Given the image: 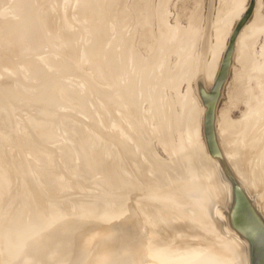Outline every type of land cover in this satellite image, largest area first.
I'll use <instances>...</instances> for the list:
<instances>
[{"label":"rangeland","instance_id":"rangeland-1","mask_svg":"<svg viewBox=\"0 0 264 264\" xmlns=\"http://www.w3.org/2000/svg\"><path fill=\"white\" fill-rule=\"evenodd\" d=\"M116 1L117 0H112V2H108V0L33 1V5H35L39 17V19H36L39 23V27L46 24L44 19L47 17L52 20L51 22L56 28L62 30L63 33L71 38L72 43L70 49L72 52L69 53L67 49L62 48L59 45L57 38L52 34L53 31L50 30V33L46 35V44H41L29 50L15 52L4 42L5 30L0 24V83L9 79L10 81L13 80L14 84H35L37 78L32 72L30 66L32 65L31 62H36L40 67H43L46 70V76L55 74L57 77L59 76L60 80L63 78L62 81L68 88L71 90H77L78 94L83 97L86 96L83 98L86 99L85 104L86 102H88V106L90 104L89 109L80 112L64 105L57 107V110L53 115H60L59 117L62 119L60 118L61 121L59 119L60 124L58 126L53 127V137L47 145L49 144L52 150L54 149L52 146H56L55 150L57 151L53 152L59 153H57L58 156H56L59 161H57L58 166L55 165V153L52 151L50 153L51 160L47 167L43 163L45 162V157H43L42 161H39L43 163L41 166H44V168L39 167L44 170L46 168L47 170L44 171L46 172L45 175L39 174V176L42 175L41 178L43 181H39L40 184L42 185V183L48 181L44 179L47 174H55L56 178L52 179L53 181L51 180V182L55 183H53L54 187H49L52 186L49 182H47L46 185L43 184L44 187L47 186L46 188L39 185V187L46 189L44 190L41 188V196L42 198L45 197V199L42 200L45 201H41L37 204V207L34 210L39 211L44 207L43 205L45 202H49L51 204L45 210L47 212L52 209V212H47L45 218L39 222H36L37 220L35 219H31L29 224L32 225L31 227H33V229L30 231V234L26 235V241L24 243L25 246L33 251V259H41L43 264H73L78 261V258L82 259L84 254L82 250L83 237H85L86 233L88 234V232H91L95 227L99 226L100 223H103L105 217H108V215L117 209L120 204H123L128 208L138 207V211L141 208H144L143 202H145V205L147 206H145L146 210L149 207V205H147L148 203H154L157 207H159V204H168L166 206H170L171 208L170 211H166L168 216L173 213L172 207H178L177 209L175 208L176 210L183 208L185 212L184 214H181L183 212H181L182 210L180 209L181 211L174 212L170 218L166 216V218H169V220L171 219L172 222H166L167 219L164 218L165 216L163 212H165V209L167 208L163 205L162 206L165 208H163L164 210L161 206V208L159 207L160 209L157 208L160 212L152 207L154 204H150L149 208H154L155 212L153 211V213L159 214V216L163 211V217H158L156 214H154L156 216H151L150 214L153 213L148 214L144 209L142 212L141 210L139 212L136 211V214L140 217L143 216L148 218L150 215L151 217H158L160 221H162L161 218H163L161 224L159 222L158 225V222H156V220L158 221V218L153 217L156 220L151 219V222L154 221V223H156L155 225L152 222L157 233H159L160 229L165 226V222L169 223L170 227L168 224H165L167 228L169 227L170 229L172 225H174L175 229L180 225L179 230L176 229V231L178 230L176 233H174L175 229H171L173 232L170 230L172 234L174 233V237H172V234L170 233L169 240L171 242H173L174 239L176 240L175 237H184L185 235H188L183 234L185 231L182 229L184 228V221L182 222V225L180 221L176 227L178 221H174L176 220L173 219L174 216L176 218H180L179 216H181V220H187L188 225L186 228L188 229H190L189 227H194L193 224L197 219L195 222L197 225H195L193 229H196V233L198 230L206 231L205 217L206 215L208 216V210L211 209L210 203L214 201L212 199H215V196H217L214 195V191L217 188L214 185V182H210L212 177L210 178L209 175V178L207 179V176H205L206 174H209L206 173L207 170H209V162L207 156L204 155L202 150L203 142L200 138L203 106L196 95V81H202L204 86L210 85L213 82L222 59L224 47L227 45L229 34L233 30L236 21L245 8L240 15H236V13L232 14L228 12L229 2L232 3L231 0H121L119 1L120 3H118L120 7H116L117 10L115 9V11L112 12V7H114L113 5ZM224 1L227 3L225 4ZM247 2L248 0H245V7ZM133 4L134 6H132ZM135 5L137 8L136 10L133 9V7L135 8ZM2 7L9 9V0H1L0 9ZM254 10L245 23L250 22L255 18L258 25L255 23L256 25H254L248 35L244 37V42L241 48H236V43L234 45L232 66L229 75L224 82L216 106L215 129L216 120L221 122L225 120L234 121L240 119L242 115H247V126L250 122L249 127H253L251 131L256 132L262 130V133L264 134V71L262 70V67H264V0H256ZM8 13L5 16V19H11L16 16L15 12ZM164 23L166 24L164 25ZM191 26L194 28L191 29ZM144 27L147 29L145 30ZM140 31L142 32V35L140 34ZM145 31L147 33H145ZM192 32L194 34H192ZM9 34V32H6L7 36H9ZM13 35L15 34L13 33ZM138 36L140 38H138ZM169 38H171V40ZM161 40L168 46V49L170 48V50L165 49L166 45L162 44ZM217 43L219 47L215 50L214 46L217 45ZM144 47L146 48L143 49ZM100 50H103L104 57L110 61V65L113 67L112 75L108 78H104L96 68L97 63L99 62H97L99 58L96 57V55ZM52 60L69 64V67L67 68L70 71L66 75H63L64 77L58 73H54L55 68L50 65V61ZM241 61L245 63L243 64ZM259 63H262L261 69ZM254 64L256 65L254 66ZM243 65L245 67L247 65L248 68L246 67L245 69ZM207 71L209 72L208 77H206ZM114 78L117 80L115 82L111 81V79ZM88 96L89 98H87ZM90 98L93 99V103L89 102L91 100H87ZM111 98L112 102H110ZM186 102L187 104H185ZM94 103H96L98 107L97 109ZM20 106L21 107L17 106V109L15 108L16 111H14V113L16 114L13 113V116L16 115L14 119L18 117L16 118V121L23 118V116L19 115L28 113V110L30 109L28 108L26 111V107H28L27 105ZM20 108L24 109L19 111ZM37 108H40L39 104L34 105V109ZM8 109L9 108H7L5 104L0 102V114H6ZM32 109L33 108L30 109L31 116L34 114L32 112L34 109ZM68 111L70 113L72 111L74 112L71 113L72 116H69L70 113ZM75 111H77V113ZM92 112H94V115L97 113L94 117H98L99 120L97 119V121H100L99 123L97 121L93 122L96 118H93V115L91 116V114H93ZM254 112L258 113H256L257 116ZM88 113L94 120L88 118L89 116L87 117ZM77 114L81 116V118H78L83 122L78 120ZM85 114L86 117L84 116ZM172 114L174 115L173 118ZM26 116L30 115H25L24 118H30H27ZM20 117L22 118L20 119ZM130 120L134 121L132 122ZM184 120L187 121L185 122ZM10 121H12V118H10ZM25 121V119L23 122L19 121L25 124H22V127L27 128V126H29L28 129H24V131L31 130L30 128L32 126L28 124L30 120H27V123H25ZM252 121H254V123L251 125ZM31 122H35V120L33 119ZM90 122H93L94 124L97 122L99 125H95L99 126L98 130L94 124L95 128L93 127V131L91 126H86L91 125ZM21 123L19 124L20 126ZM164 123L167 124L165 125ZM74 126L76 129H74ZM80 127H82V129ZM86 129L89 133H93L92 138L88 137L87 132L85 131ZM17 130H20V134H27V132L23 133L24 131L22 128H17ZM30 132L28 133L30 134ZM17 134H19V132ZM17 134H14L17 139H11L14 140V143L6 138V140H2L3 143L1 141V144H4V146L10 149V156L13 157H10L11 159H18V162L21 163L23 161L25 163V157L20 156L21 154L18 151L19 144H25H23L22 141L25 137L21 138L24 135H19L20 138H18ZM167 134L169 135L168 137ZM169 138L171 140H169ZM224 138L225 141L223 145H226V136H224ZM167 139L169 140V143L167 142ZM120 140L123 142L126 141L127 145H125V147L130 148L131 152L126 148V153L130 152L129 155H131L129 156V160H125L127 154L123 151L124 149L122 147L121 149L119 147V145L124 147V144H119ZM37 145L38 144H36V146ZM40 145H42V142ZM28 146L31 147V144ZM28 146L26 145L24 147ZM34 146L35 145L32 147ZM49 146L46 147L49 149ZM97 150H100L101 154ZM32 152L30 151L31 154L29 155L35 153V151ZM124 153L126 155H124ZM29 155H27L28 157L26 156V159L33 160L30 158L32 156L29 157ZM94 155H96L98 159L90 162L89 160L94 157ZM21 157H24L22 161H20ZM53 157L55 160H53ZM134 157L136 158L134 159ZM121 158L124 159L120 160ZM130 159L133 160V162L130 161ZM253 160L256 159L253 158ZM128 161L130 163L132 162L130 165V167H132L130 169L128 168L129 166L125 168L126 165L130 164ZM60 162L62 165L64 163V167L59 165ZM126 162L128 164H126ZM20 163L17 164L19 167ZM37 164L35 163L36 166ZM104 166L111 167L112 169L115 168L116 170V173H113L114 176L110 180H108L109 175L102 170L104 169ZM13 167L11 170L16 169V167ZM39 167L37 166L38 172L41 170ZM199 167L201 168L200 170ZM133 168H136L134 170L139 171L138 173L143 176L142 178L147 176L145 178L148 180V177H152L151 179L155 181L153 183H157V185L154 184L152 185L153 188H151V182H145V178L141 179L143 180L141 182L140 174L138 175L139 177H136L137 171H134ZM176 169H178V174L179 172L182 173H180L181 176L178 175V178L174 175ZM167 170L170 171V173L167 172ZM37 171L35 173L36 175L38 174ZM65 171L69 174H64ZM42 172L43 170L39 173ZM14 173L15 172H13V174ZM148 173H152L153 175H147ZM204 173L206 174L204 175ZM13 174L10 173V175ZM15 174L16 177L12 176L11 178L15 177L16 180H19L20 177L18 176L20 173ZM252 175L254 174L252 173ZM41 178L39 177L40 180ZM15 179L13 178V180ZM20 181L19 184L20 186L23 185L21 186L23 188L18 186V189H15V192L14 189L9 188V186L11 187L14 185L13 187L17 188L18 184H14V181L9 182L6 191L1 195L2 198L7 196V201L5 200L6 203H4V201H2L3 199L0 198V204L4 203L0 206V227L3 226L6 228L5 224H8V219L11 217V213L13 214L15 212L14 216H16V212H18L19 215L23 214L26 207L22 203L23 196H26V198L33 197V189L31 188L33 186H30V190L32 191L29 192L30 190L28 191V187H26L27 184L26 186L24 185V180L21 179ZM29 184L32 185V183ZM200 186L205 192L204 196L198 193L201 191ZM20 188L24 190L21 191ZM47 188L49 189L47 190ZM50 188H52L51 190H53V192H50ZM73 189L75 190L72 191ZM8 190H13L14 192ZM23 191L25 193L20 195ZM26 191L29 193L26 194ZM43 191L46 192L44 195H42L44 193ZM10 192L12 193L10 194ZM64 192L67 193L65 194ZM60 193L62 194L60 195ZM12 194L15 195H13V197L8 196ZM19 195L21 197H19V202L17 204V201L15 202V200H18V197L16 196ZM74 195L77 196L78 201L73 197ZM78 195H80V197H85V199L82 198V200ZM50 196L57 199L53 200ZM219 196L221 197V194H219ZM57 200H59V203L54 202ZM62 200H69L71 203L66 204L68 203L67 201L65 204L63 202L62 205ZM13 202H15V204ZM67 205L70 208H66L68 207ZM157 211L159 213H157ZM175 214H178L179 216H176ZM203 217L204 219H202ZM200 218L202 220H198ZM189 221L190 224L193 223V226H189ZM200 221H202V224ZM198 224H201V226ZM185 225L186 223L184 226ZM157 226L158 228H161L158 229ZM179 231H183L182 234L179 233ZM199 231L198 234H196V238L199 235L198 239H196L198 241L200 240L201 234ZM166 232L167 231L163 230L164 234ZM188 232L189 231L186 233ZM190 232L193 231L190 229ZM161 233L162 232L159 233L160 236L159 234L156 235V238L158 239L157 245L160 249L158 250L159 254L167 255L174 259L182 258L180 255H174L180 246V242L178 243L179 237L177 242H174V245L176 244L174 246L170 244L171 242L168 240L167 234H165V237L167 238L166 240V238L162 236L163 233ZM14 236L15 233H9L0 240V264H11L13 260H17L18 256L16 255V247L10 243L6 245V241L12 239ZM188 236H191L190 233ZM189 237L186 236V242L189 241ZM194 237L195 234L193 235V239ZM181 239L184 242L183 238ZM165 241H169L170 243H166ZM179 241L181 240L179 239ZM27 242L28 244H26ZM189 242H191L192 246L195 245L194 242ZM197 242L195 241V243ZM185 245L188 246L187 244ZM189 247V250L186 252H189L194 248V246L191 248ZM67 250H71V252H68L66 255L64 254V256L63 253ZM30 262H32L31 257L27 259V263Z\"/></svg>","mask_w":264,"mask_h":264},{"label":"bare ground","instance_id":"bare-ground-1","mask_svg":"<svg viewBox=\"0 0 264 264\" xmlns=\"http://www.w3.org/2000/svg\"><path fill=\"white\" fill-rule=\"evenodd\" d=\"M1 1V0H0ZM33 1L35 2V0H9V9H7V8H4V7H2L1 9H0V24H1V26H3V28H4V30H5V36H4V42L5 43H7V45L8 46H10V48H12V50L13 51H15V52H20V51H24V50H29V49H32V48H34V47H37V46H39V45H41V44H46L47 43V39H46V35L48 34V33H50L49 32V30L50 31H53L52 32V34L54 35V37L55 38H57V42L59 43V45L62 47V48H64V49H67L68 50V53L69 52H72V50L70 49V47H71V43H72V41H71V38L69 37V36H67L65 33H63V31L62 30H59L58 28H56L55 27V25L51 22L52 20H50V19H48L47 17H45V25H42V26H40L39 27V23H38V21L36 20V19H39V17H38V15H37V11H36V8H35V5H33ZM119 1H121V0H117L115 3H114V7H112V12H114L115 11V9H116V7H120L119 6V4L118 3H120ZM108 2H112V0H108ZM108 2H107V4H108ZM133 2V1H132ZM201 2V1H200ZM100 3V2H99ZM138 3V2H137ZM224 3L226 4L227 2H225L224 1ZM135 4V3H134ZM134 4L132 5V6H134ZM139 5V4H138ZM137 5V6H138ZM8 6V5H7ZM152 6V5H151ZM224 6V5H223ZM195 7V6H194ZM122 9V8H121ZM133 9H137L136 8V5H135V8L133 7ZM117 10V9H116ZM134 10V11H135ZM151 10V9H150ZM8 12H15V14H16V16L15 17H13V18H11V19H5V16H6V14L8 13ZM117 12V11H116ZM140 12V11H139ZM150 13H152V12H150ZM9 14V13H8ZM120 14H121V12H120ZM137 14V13H136ZM191 14V13H190ZM14 15V14H13ZM123 16V15H122ZM122 16H121V18H122ZM159 16H160V14H159ZM8 17V16H7ZM198 17V16H197ZM119 18V17H118ZM152 18V17H151ZM150 18V19H151ZM160 18H162V17H160ZM200 18V17H199ZM36 20V21H35ZM147 20V19H146ZM162 20V19H161ZM261 20V19H260ZM152 21V20H151ZM177 21V20H176ZM186 21V20H185ZM255 22H253V25H251L250 27H249V31L248 32H250V30H252V27L254 26V25H256L255 23H257V21L256 20H254ZM50 22H51V24H50ZM162 22V21H161ZM164 22V21H163ZM197 22V21H196ZM134 23V22H133ZM132 23V24H133ZM139 23H140V21H139ZM151 23V22H150ZM166 23H164V25H165ZM198 24V23H197ZM193 25V24H192ZM196 25V24H195ZM194 25V26H195ZM257 25H258V23H257ZM259 26H261V25H259ZM172 28V27H171ZM171 28H169V29H171ZM192 28H194L193 26H191V29ZM144 29L146 30L147 28H145L144 27ZM173 29H174V27H173ZM133 30V29H132ZM142 30V29H141ZM168 30V29H167ZM176 30H178V29H176ZM148 31V30H147ZM172 31V30H171ZM191 31H194V30H191ZM6 32H9L10 34H9V36H7L6 35ZM141 32V31H140ZM154 32V31H153ZM13 33L15 34V35H13ZM138 33V32H137ZM144 33V32H143ZM145 33H147L146 31H145ZM164 33V32H163ZM162 33V34H163ZM188 33V32H187ZM186 33V34H187ZM141 35H142V32L140 33ZM154 34V33H153ZM192 34H194L193 32H192ZM191 34V35H192ZM146 35V34H145ZM144 35V36H145ZM161 35V34H160ZM167 35V34H166ZM248 34H246V36H247ZM163 36V35H162ZM156 37V36H155ZM171 37V36H170ZM190 37V36H189ZM192 37V36H191ZM138 38H140L139 36H138ZM154 38V37H153ZM162 38V37H161ZM164 38H165V36H164ZM142 39V38H141ZM160 39V38H159ZM170 40H171V38H169ZM169 39H167V40H169ZM150 40V39H149ZM186 40V39H185ZM141 41V40H140ZM159 41V40H158ZM162 41V40H161ZM193 41V40H192ZM145 42V41H144ZM176 42V41H175ZM182 42V41H181ZM187 42V41H186ZM176 43H178V42H176ZM183 43H185V42H183ZM190 43V42H189ZM141 44V43H140ZM162 44H164L163 43V41H162ZM167 44H168V42H167ZM182 44V43H181ZM164 45H166V44H164ZM163 45V46H164ZM188 45V44H187ZM196 45V44H195ZM146 46V45H145ZM159 46H160V44H159ZM171 46V45H170ZM187 47V46H186ZM192 47V46H191ZM216 47H218V43H217V45H216ZM146 47H144L143 49H145ZM150 49V48H149ZM148 49V50H149ZM165 49H168V46L166 45V48ZM176 49V48H175ZM182 49V48H181ZM192 49V48H191ZM168 50H170V48L168 49ZM190 50V49H189ZM158 51V50H157ZM163 51H164V49H163ZM184 51V50H183ZM191 51V50H190ZM146 52V51H145ZM169 52V51H168ZM182 52V51H181ZM144 53V52H143ZM147 53V52H146ZM178 53V52H177ZM151 54V53H150ZM157 54V53H156ZM164 54V53H163ZM168 54V53H167ZM155 55V54H154ZM178 55V54H177ZM164 56V55H163ZM264 56V55H263ZM96 57H98L99 59L97 60V66H96V68H97V70H99V72H100V74L101 75H103L104 76V78L105 77H110V75H112V72H113V67L110 65V61L109 60H107L105 57H104V55H103V50H100L99 51V53L96 55ZM193 58V57H192ZM155 59V58H154ZM252 60H253V58H252ZM263 60H264V57H263ZM166 62V61H165ZM178 62V61H177ZM242 63H243V61H241ZM32 63V62H31ZM245 63V62H244ZM243 63V64H244ZM257 63V62H256ZM37 64V63H36ZM166 64V63H165ZM258 64V63H257ZM260 64V63H259ZM262 64V63H261ZM259 65L260 66V69H261V66L262 65ZM263 64H264V61H263ZM50 65H52V67L54 66V68H55V71H54V73H58L59 75H66L70 70L67 68V67H69V64H65V62H58V61H50ZM256 64H254V66H255ZM170 66V65H169ZM178 66V65H177ZM244 66V65H243ZM165 67V66H164ZM245 67V66H244ZM246 67H247V65H246ZM246 67H245V69H246ZM33 68H37V71L36 72H33L34 73V75L37 77V83H35V84H25V87H24V90H25V95L23 96V98H22V100L20 101V104L18 105V99H17V96H14L13 97V99H12V105H11V99L10 98H8V97H5V98H1L2 96H1V90H0V102H2L3 104H5L6 106H7V108H9L6 112V114H0V198H2L1 197V195L6 191V189H7V185L9 184V182H13L14 184H18L17 185V188H14L13 186V184H10V185H13V186H9V188H13L14 189V191H15V189H18V186H20V180L21 179H23L24 180V185L26 186V184H27V186L26 187H28V191L32 188L33 189V197H31V198H26V196H23L22 197V203L26 206L25 207V210L23 211V214H21V215H19L18 214V212H16V216H14V213L12 214L11 213V217L8 219V224H5L6 225V228L5 227H3V226H1L0 227V240H2L3 239V237H5V236H7L9 233H15V236L12 238V239H10V240H8V241H6V245L8 244V243H10V244H12V245H14L15 247H16V252H17V256H18V258H17V260L16 261H12V263L11 264H43L42 263V260L41 259H36V260H34L33 259V256H34V253H33V251L31 250V249H29L27 246H25V241H26V239H25V237H26V235L27 234H30V231L33 229V227H31L32 225L31 224H29L30 223V221H31V219H35V220H37L36 222H39L40 220H42L43 218H45V216H46V214H47V212H52V209H50L49 211H47L46 212V208H48L49 206H50V204L51 203H49V202H43L44 203V207L42 208V209H40L39 211H37V210H34L36 207H37V204H39L41 201H45V200H42V199H45V197L44 198H42V196H41V188L42 187H44V185L43 184H45L46 185V183L47 182H49V184H51L52 186H49V187H54L53 186V183L54 182H51V180L52 179H55L56 177H55V174H47L46 175V177L45 176H43V177H45L44 179L45 180H48L47 182H45V183H42V185L40 184V182L42 181V178H41V176L42 175H40L39 176V174H43V175H45L46 174V172H44L45 170H46V168H45V170L44 169H41V168H44V166L42 167L41 166V164H43L44 163V165L47 167L48 165H49V161L51 160V156H50V153H51V151L53 152V151H57V150H55L56 149V146H52V147H54V149L52 150L51 148H50V146H49V144L47 145V143L48 142H50V140H52V137H53V127H56V126H58L60 123H59V119L61 118V117H59L60 115H56V116H54L53 114L56 112V110H57V107H59L60 105H64V106H67V107H69L70 109H74V110H78L79 112L80 111H85L86 109H89L90 107V104H89V106H88V102H86V104H85V100L86 99H83V98H85V97H83L82 95H79L78 94V91L77 90H71L70 88H68L64 83H63V81H62V79L63 78H61V80H60V78H59V76L57 77L55 74L54 75H51V76H46L45 75V69L43 68V67H40V65L39 64H37V67H33ZM163 68V67H162ZM248 68V67H247ZM263 69V71H264V67H262ZM169 69V68H168ZM242 69H243V67H242ZM244 69V70H245ZM166 70V69H165ZM167 71V70H166ZM240 71H242V70H240ZM246 71V70H245ZM244 71V72H245ZM163 72V71H162ZM161 74V73H160ZM245 74V73H244ZM163 76V75H162ZM64 77V76H63ZM117 80V79H116ZM115 80V78L114 79H111V81H116ZM14 90H17V87H14ZM36 92H39V93H36ZM141 94V93H140ZM190 97V96H189ZM87 98H89V96L87 97ZM186 99V98H185ZM87 100H91V101H89V102H92L93 103V99L92 98H90V99H87ZM173 101V100H172ZM188 101V100H187ZM95 102V101H94ZM110 102H112V98L110 99ZM190 102V101H189ZM159 103V102H158ZM164 103V102H163ZM40 105V108H37V109H34V105ZM165 104V103H164ZM185 104H187V102L185 103ZM184 104V105H185ZM20 105H27L28 107H26V111H27V109L28 108H33L34 109V111H32L34 114L33 115H35V116H31V112H30V109L28 110V113H24V115H22L21 113H19V114H21V115H19V116H23V118L22 117H20V119L21 120H19V121H22L23 122V120L25 119L26 121L28 120H30L29 121V125L30 126H32L30 129L31 130H29V131H24V129H28V127L29 126H27V128L25 127H22L23 125L22 124H24V123H21V122H19V121H16L17 119L16 118H18V117H16L15 119H14V117L16 116H13V113H14V111H16V107L18 106V107H21ZM86 105H87V107H86ZM94 105H96V103H94ZM172 105V104H171ZM189 105H190V103H189ZM153 106V105H152ZM183 106V105H182ZM24 107V106H23ZM16 108V109H15ZM36 108V107H35ZM98 107H97V105H96V109H97ZM183 108V107H182ZM200 108V107H199ZM22 108H20L19 109V111L21 110ZM24 109V108H23ZM22 109V110H23ZM32 109V110H33ZM151 109V108H150ZM185 109V108H184ZM183 109V110H184ZM21 110V111H22ZM68 110V109H67ZM136 110H138V109H136ZM182 110V109H181ZM224 110V109H223ZM18 111V112H19ZM25 111V112H26ZM69 111H71V110H69ZM68 111V112H69ZM90 111V110H89ZM187 111H188V108H187ZM76 113H77V111H75ZM153 112V111H152ZM185 112V111H184ZM23 113V112H22ZM57 113H59V112H57ZM70 113V112H69ZM71 113H74L73 111L71 112ZM70 113V115L69 116H72V114ZM89 113H91V112H89ZM88 113V115H87V117L90 115ZM93 114H91V116L93 115V118H96V117H94V116H96V114L94 115V112H92ZM255 113V112H254ZM257 113V112H256ZM256 113H255V115H256ZM14 114H16V113H14ZM66 114V113H65ZM81 114V113H80ZM258 114V113H257ZM25 115H30V116H26L27 118H29V119H26V118H24L25 117ZM78 115V114H77ZM82 115V114H81ZM157 115H158V113H157ZM183 115V114H182ZM251 115V114H250ZM11 116V117H10ZM18 116V115H17ZM66 117H68L67 115H65ZM85 117H86V114L84 115ZM83 116V117H84ZM91 116H89L88 118H90V119H92L91 118ZM161 116V115H160ZM173 114H172V118H173ZM186 116V115H185ZM257 116V115H256ZM12 118V121H10V118ZM32 117V118H31ZM74 117V116H73ZM78 117H80L81 118V116L80 115H78L77 116V118ZM128 117H130V116H128ZM198 117V116H197ZM254 117V116H253ZM8 118H9V120H8ZM80 118H78V120L80 119ZM106 118V117H105ZM131 118V117H130ZM161 118H163V117H161ZM171 118V119H172ZM186 118V117H185ZM35 120V122H31L32 120ZM62 119V118H61ZM61 119H60V121H61ZM97 119H98V117L96 118V120H94V119H92V120H94L93 122H95V121H97ZM158 119V118H157ZM164 119V118H163ZM162 119V120H163ZM179 119V118H178ZM187 119V118H186ZM75 120H77V119H75ZM88 120V119H87ZM99 120V119H98ZM160 120V119H159ZM158 120V121H159ZM174 120V119H173ZM25 121V123H27ZM80 122L82 121V120H79ZM86 121V120H85ZM130 121H132V120H130ZM134 121V120H133ZM132 121V122H133ZM161 121V120H160ZM165 121V120H164ZM163 121V122H164ZM182 121V120H181ZM185 121V120H184ZM187 121V120H186ZM185 121V122H186ZM62 122H63V120H62ZM83 122V121H82ZM93 122H90V124L91 125H86V126H91V129H92V131H93V127H94V125L95 124H98L97 122L94 124ZM167 122V121H166ZM247 122L248 121H245V125H246V128H245V130H244V133H245V135H246V138L248 139V141H247V143H246V147H245V149H246V151H247V149H251V147L252 146H254L255 144H257V146L256 147H258L259 149H261V157L257 154V155H255V156H253V155H250V156H247V153H241V151H240V149H241V145L238 143H235L234 144V146L232 147V148H229V147H226L225 145H223V143H224V141H225V138H224V135H225V133H226V129L229 127V125H230V123L227 121V120H225V121H223V122H221V121H217L216 120V124L218 123V127L216 126V134H217V139H218V144H219V147H220V149H221V151L223 152V150H224V153L226 154V156H228L231 160H232V162L237 166V167H239L240 169H247L248 167L250 168V167H254V168H257L258 166H260V168H262V167H264V134L262 133V130L261 131H257V132H254V131H251V129L253 128H250L249 127V124H250V122L248 123V126H247ZM21 123V126L19 125ZM34 124V125H32V124ZM119 123V122H118ZM158 123V122H157ZM179 123V122H178ZM86 124V123H85ZM89 124V123H88ZM94 124V125H93ZM165 124V123H164ZM167 124V123H166ZM165 124V125H166ZM181 124V123H180ZM253 124V122L251 123V125ZM25 125V124H24ZM69 125V124H68ZM99 125V124H98ZM136 125V124H135ZM184 125H185V123H184ZM76 126V125H75ZM75 126H74V129H76L75 128ZM79 126V125H78ZM95 127H96V129L98 130V127L99 126H97V125H95ZM94 127V128H95ZM170 127H171V125H170ZM187 127V126H186ZM249 127V128H248ZM17 128H19V129H23V133H25V132H27V134H20V130H17ZM78 128V127H77ZM81 129H82V127H80ZM79 128V129H80ZM88 128V127H87ZM159 128V127H158ZM167 128V127H166ZM84 129V128H83ZM95 129V130H96ZM156 129V128H155ZM162 129V128H161ZM171 129V128H170ZM15 130H17L16 132H14ZM173 130H174V128H173ZM31 131V132H30ZM86 132H87V135H88V137L89 138H92V135H93V133L91 132V133H89V131H87V129L85 130ZM158 131V130H157ZM162 131V130H161ZM19 132V134H17ZM22 132V131H21ZM28 132H30V134L28 133ZM85 132V133H86ZM95 132H97V131H95ZM155 132V131H154ZM128 133V132H127ZM14 134H17L18 135V138H20V136L21 135H24V136H22L21 138H23V137H25V139L23 140L22 139V141H23V144L25 143L27 146L29 145V144H31V147L33 146V145H35L34 147H24V146H26L25 144L24 145H21V143L19 144V146H18V151H19V153L21 154L20 156H24L23 158L26 160H24L25 161V163L22 161V157L20 158L21 160L20 161H22L21 163L20 162H18V159H11L10 157H12V156H10L11 154H10V149L9 148H7L6 146H4V144L2 145L1 144V141L3 140H6V138L7 139H9V140H11L12 138L13 139H17V138H15V136H14ZM151 134V133H150ZM152 134H153V132H152ZM224 134V135H223ZM263 134V135H262ZM17 135H16V137H17ZM20 135V136H19ZM149 135V134H148ZM165 135H166V132H165ZM169 135L167 134V137H168ZM140 137V136H139ZM151 137V136H150ZM118 139V138H117ZM116 139V140H117ZM171 139H172V137H171ZM170 138H169V140H171ZM19 140V139H18ZM86 140V139H85ZM122 140V139H121ZM119 141V144H124V147H125V145H127L126 144V141ZM142 140V139H141ZM168 139H167V142L169 141ZM3 141H2V143H3ZM39 142V143H37V142ZM92 141H93V139H92ZM95 141V140H94ZM159 141V140H158ZM11 142L12 143H14V140H11ZM42 142V145H40V143ZM44 142V143H43ZM122 142V143H121ZM161 143V142H160ZM169 143V142H168ZM33 144V145H32ZM36 144H38L37 146H36ZM171 145V144H170ZM46 146H49V149L46 147ZM119 147H120V149H121V147L124 149L123 151H125V153H126V151H127V149L126 148H128L129 149V151H130V148L129 147H123V146H120L119 145ZM172 147V146H171ZM222 147H223V150H222ZM51 149V150H50ZM92 149V148H91ZM35 151V153L33 154V155H29V154H31L30 153V151L32 152V151ZM33 151V152H34ZM37 151V152H36ZM63 151V150H62ZM97 151H99V153H100V150H97ZM122 151V150H121ZM245 151V150H244ZM29 152V153H28ZM32 152V153H33ZM131 152V151H130ZM129 152V153H130ZM26 153V154H25ZM53 153H55V152H53ZM58 153V152H57ZM57 153H55V156H54V154H53V156L56 158V156H58V154ZM61 153V152H60ZM94 153V152H93ZM124 153V155H126L127 154V158L125 159V160H129V156H131V155H129V153L127 152L126 154ZM133 153V152H132ZM96 154V153H95ZM101 154V153H100ZM122 154V153H121ZM134 154V153H133ZM132 154V155H133ZM196 154V153H195ZM27 155H29V157L30 156H32V157H30L31 159H33V160H30V159H26V156ZM124 155H122V156H124ZM155 155V154H154ZM119 156H120V154H119ZM135 156V155H134ZM28 157V156H27ZM43 157H45V162H39V161H42L43 160ZM54 157H53V160H55L54 159ZM180 157V156H179ZM13 158V157H12ZM62 158H63V156H62ZM136 157H134V159H135ZM149 158V157H148ZM177 158V157H176ZM206 158V157H205ZM253 158H255L256 160H253ZM95 159H98V157H96V155H94V157H92L89 161L91 162L92 160H95ZM124 159V158H123ZM122 158L120 159V160H123ZM30 160V161H29ZM60 160V159H59ZM116 160V159H115ZM120 160H119V162H120ZM208 160V159H207ZM29 161V162H28ZM33 161V162H32ZM56 164L55 165H57L58 163H57V161H58V159L56 158ZM102 161V160H101ZM112 161H114V160H112ZM130 161H132L133 162V160H131L130 159ZM135 161V160H134ZM18 162V163H17ZM59 162V161H58ZM129 162V161H128ZM132 162L130 163V164H128L127 162H126V164H128V165H126V164H124V165H126V167L125 168H127L128 166V168L130 169L131 167H130V165L132 164ZM208 162H209V166H208V168H209V170H207V172L206 173H209L208 175L206 174V173H204V175L205 176H207V179L209 178L208 176L209 175H211L210 176V178L212 177V180L210 181V182H215V178L214 177H216V175L214 174V170L212 169L213 167H212V164H211V162L208 160ZM19 164L20 163V167L17 165V164ZM35 163L37 164V166L41 169V170H39V172L40 171H42L43 170V172L42 173H39L37 170V166L35 165ZM86 163H88V162H86ZM102 163V162H101ZM137 163V162H136ZM136 163H135V165H136ZM40 164V165H39ZM15 166V165H17V166H15L16 167V169H12L11 170V168L13 167V166ZM59 165H62L61 164V162L59 163ZM63 165H64V163H63ZM62 165V166H63ZM143 165V164H142ZM147 165V164H146ZM58 166V165H57ZM89 166V165H88ZM90 166H91V163H90ZM201 166V165H200ZM15 167H13V168H15ZM34 167H36V168H34ZM60 167V166H59ZM64 167V166H63ZM133 167H134V165H133ZM137 167V166H136ZM18 168V169H17ZM145 168V167H144ZM92 169V168H91ZM134 169H136V168H133V170ZM201 168L199 167V170H200ZM16 170V171H15ZM18 170V171H17ZM20 170H21V172H20ZM55 170V169H54ZM62 170V169H61ZM65 170V169H64ZM93 170H94V168H93ZM92 170V171H93ZM102 170H104L108 175H109V178H108V180H110L113 176H114V174L113 173H116V170H115V168H111V167H107V166H104V169H102ZM132 170V169H131ZM132 170V171H133ZM142 170V169H141ZM175 170V169H174ZM180 170V169H179ZM15 172V173H17V174H19V176L18 177H20L19 178V180H16L15 179V177H16V174L14 173L13 174V172ZM23 171V172H22ZM36 171H37V175L35 174L36 173ZM47 171V170H46ZM97 171V170H96ZM132 171H131V173H132ZM134 171H137V170H134ZM144 171V170H143ZM142 171V172H143ZM166 171V170H165ZM177 171H178V169H176V173L174 174L175 176H176V178H178L179 176L178 175H180L181 176V172H179V174L177 173ZM204 171H206V170H204ZM209 171V172H208ZM19 172V173H18ZM49 172V171H48ZM139 171H137V175H136V177H141L140 178V180L141 179H144L145 177H147V176H145L144 178H142L143 176H141V174L140 173H138ZM141 172V171H140ZM154 172V171H153ZM167 172H169L170 173V171H168L167 170ZM196 172V171H195ZM10 173L11 174H13V175H10ZM23 173V174H22ZM62 173H64V172H62ZM69 174L67 171H65V173L64 174ZM95 173H97V172H95ZM120 173V172H119ZM133 173H135V172H133ZM146 173V172H145ZM181 173V174H180ZM113 174V175H112ZM140 174V175H139ZM144 174V173H143ZM151 175H153L152 173H150ZM149 173L147 174V175H150ZM172 174V175H173ZM139 175V176H138ZM12 176H15V177H13L15 180H13V178H11ZM70 176V175H69ZM68 176V177H69ZM127 176V175H126ZM205 176H204V178H205ZM39 177L41 178V180L39 179ZM123 177V176H122ZM174 177V176H173ZM47 178V179H46ZM70 178V177H69ZM152 178V177H151ZM150 177H148V180L145 178V182L146 181H150L151 183H150V187L152 186V185H157V183H153V182H155V181H153V179H151ZM71 179H72V177H71ZM137 179V178H136ZM139 179V178H138ZM152 180V181H151ZM216 180H217V178H216ZM243 185H244V188L250 193V194H252L253 195V197H254V199H255V202H256V204H257V206H258V208H259V210H260V212H261V214L264 216V187L261 189V191H260V187H262V186H264V180H262V179H248L247 180V182L246 183H244L243 181H241L240 179H238ZM17 181H19V182H17ZM40 181V182H39ZM53 181V180H52ZM73 181V180H72ZM143 180H141V182H142ZM158 181V180H157ZM156 181V182H157ZM16 182V183H15ZM43 182V181H42ZM144 182V183H145ZM147 182V183H148ZM171 182H172V180H171ZM260 182L262 183V186L260 185ZM29 183H32V185H30ZM71 183V182H70ZM80 183H81V181H80ZM174 183V182H173ZM48 184V185H49ZM55 184V183H54ZM83 184H85V183H83ZM208 184H209V180H208ZM212 184V183H211ZM39 185H41L42 187H39ZM21 186H23V185H21ZM20 186V187H21ZM30 186H33V187H31L30 188ZM47 186H45L44 188H46ZM149 187V188H150ZM8 188V189H9ZM21 188H23V187H21ZM20 188V190L22 191V190H24V189H21ZM44 188H42V189H44ZM151 188H153V186L151 187ZM176 188V187H175ZM49 188H47V190H48ZM52 188H50V192H53V190H51ZM44 190H46V189H44ZM75 189H73L72 191H74ZM148 190V189H147ZM180 190H182V189H180ZM184 190V189H183ZM201 191L200 192H198L200 195H202V196H204V190L203 189H200ZM217 190V191H216ZM8 191H13V190H8ZM13 191V192H14ZM28 191H26V194H28L29 192H31L32 190H30L29 192ZM178 191V190H177ZM221 190H220V187H219V184H218V180H217V189H215V194L214 195H217V196H215L216 198L215 199H212V200H214L213 202H211L209 205H210V207H211V209L210 210H208L209 212H208V216L206 215V223L205 222H203V223H205L206 224V231H199L198 229V231H199V233H201L200 234V240L198 241V240H196V239H198V237H199V235H198V237L196 238V234H198V231H197V233H196V229L194 230L193 228L195 227V225H197L195 222L197 221V219H196V221L194 222V227H189L193 232H190V229H188V228H186L187 227V220H185V219H183V220H181V216H179L178 214V216L180 217V218H176L174 215V218H173V216H172V218L173 219H176V220H174V221H178V223L176 224V227H177V225L179 224V222L181 223V225L184 223H186V225L184 226V224H183V227L184 228H182V226H181V228L182 229H184L186 232L187 231H189L188 233H186L185 231V233L183 232V231H179V233H181L182 234V232H183V234H188L189 235V233H190V237L188 236V235H183L184 237H185V239H184V237H179V239L182 241V239L181 238H183V240H184V242L182 241V244H181V241H179V239H178V237H175L176 238V240L174 239H171V240H173V242H171L170 240H169V238H170V233L171 232H173L172 230H174L175 229V227H174V225H172V227H171V229L169 228L170 226H169V223H166L167 221H171V219L169 220V218H170V216L174 213V212H177V211H181V212H183V213H181V214H184L185 212H184V210H183V208H180V206H179V208L181 209H178V210H176L174 207H172L173 209V213L171 214V212H170V214L171 215H167V213H166V211L167 210H171V208H170V206H166V205H168V204H166V205H163V206H166V208L167 209H165L162 205H160L159 204V207L161 206L162 207V209L164 208L165 209V212H163L164 213V218H166V216L167 217H169L167 220H166V224H168V228H169V230H168V228H167V226H166V224L164 223V225L166 226V228H165V226L163 227V228H165V229H163V230H165V231H167L165 234H167V238H168V240L171 242H169L171 245H174V242H177V239H178V243L180 242V246L178 245V243H177V245L179 246V249L174 253V255L176 254V256H178V255H180L182 258H178V259H174V258H170V257H168L167 255H161V254H159V252H158V250H160L159 249V247H158V245H157V241H158V239L156 238V235L157 234H159L160 232H162L163 233V230L162 229H160L161 227H162V225H161V227L160 228H158V226H157V228L158 229H160V232L159 233H157V231H156V229H154V227H153V224H152V222L154 223V221H152L151 222V219H153V220H156V219H154V218H158V217H160V216H162L163 217V215H162V212H161V214H160V216H159V214H156V213H153V211L155 212V209L154 208H156V210H158V209H160L159 207H157V205H155L154 203V205L152 204V203H146L147 205H149V207L147 208V210L150 208V204L151 205H153L152 207H154L153 209H152V207H151V209H149L148 211L145 209L147 206L145 205V202H143L144 204H143V206H144V208H141L140 210H141V212L143 211V209L144 210H146V212L148 213V214H150V213H153V214H150L151 216L152 215H154V214H156V215H158V217H154V216H156V215H154L153 217H151L150 215H149V217H151L150 219H148L147 217H143L142 216V214H141V216L142 217H140L138 214H136V211H138L137 209H138V207H136V208H134V207H130V208H128V207H125L123 204H120L118 207H117V209H115L110 215H108V217H105V219L103 220V223H100V225L102 226V228H101V232H100V234L102 233V236H101V238H98L97 237V235L99 234H95V235H93V236H90L89 235V239H88V243H87V245L89 246V247H92V249H93V247H94V249H93V252H92V250L90 251V255L92 256L90 259H88L89 261L88 262H85V261H79V263H77V264H96L98 261L97 260H99V256L98 255H101V254H103L104 252L105 253H107V254H109L108 255V259H109V261L107 262V264H118L119 262L118 261H115L116 260V258L117 257H119L120 255H124L126 258L124 259V260H122V262H120L119 264H245V255H244V246H243V244H242V242H241V240L238 238V237H236L234 234H225V233H223V232H221L219 229H218V226L215 224V222L212 220V218H211V211H212V208L213 207H216V206H218L221 202H220V200L222 199L220 196H219V194L221 193L220 192ZM16 192V191H15ZM18 192H20V191H18ZM44 193L42 194V195H44L46 192L45 191H43ZM68 192H71V191H68ZM12 192H10V194H11ZM22 193H25L24 191L23 192H21L20 193V195L22 194ZM65 194L67 193V192H64ZM73 193V192H72ZM75 193V192H74ZM181 193V192H180ZM217 193V194H216ZM16 194V193H15ZM15 194H12V195H8V196H11V197H13V195H15ZM18 194V193H17ZM51 194H54V193H51ZM51 194H49V195H51ZM62 193H60V195H61ZM207 194V193H206ZM5 195H6V193H5ZM16 196V197H18V200H15V202L18 204V202H19V197H21V196ZM47 195H48V193H47ZM211 195H212V193H211ZM46 196V195H45ZM54 196V195H53ZM79 197H80V195H78ZM81 196H83V195H81ZM7 196H5V197H3L2 199V201H4V203H6L5 202V200L7 199L6 198ZM49 197V196H48ZM51 197V196H50ZM73 197H75L76 199H77V196H73ZM78 197V198H79ZM53 198V200L54 199H57V198H55V197H51V199ZM81 199L82 198H84L85 199V197H80ZM211 198V197H210ZM9 199H10V197H9ZM80 199V200H81ZM11 200H13V199H11ZM70 200V199H69ZM69 200H67L68 201V203H66V204H69V203H71V202H69ZM83 200V199H82ZM7 201V200H6ZM10 201V200H9ZM8 201V202H9ZM59 200H57V201H54V202H58ZM67 201H65V200H62V205H63V202H64V204H65V202H67ZM73 201V200H72ZM77 201H78V199H77ZM15 202H13L14 204H15ZM115 202H116V200H115ZM4 203H2V204H0V206H2ZM59 203V202H58ZM120 203V202H119ZM16 204V205H17ZM92 204V203H91ZM139 204V203H138ZM57 205V204H56ZM59 205V204H58ZM60 206V205H59ZM66 206V205H65ZM68 206V205H67ZM136 206H138V205H136ZM139 206H141V205H139ZM143 206H141V207H143ZM146 206V207H145ZM178 206V205H177ZM63 208V207H62ZM66 208H70L69 206L68 207H66ZM158 208V209H157ZM169 208V209H168ZM208 208H209V206H208ZM163 209V210H164ZM175 209V210H174ZM64 210H67V209H64ZM68 210H70V209H68ZM88 210V209H87ZM139 210V211H140ZM90 211V210H89ZM138 211V212H139ZM152 211V212H151ZM159 212H160V210H158ZM157 211V213H159ZM169 211H168V214H169ZM145 212V213H146ZM21 213V212H20ZM68 213H71V212H68ZM166 213V214H165ZM140 214V213H139ZM147 214V215H148ZM176 215V214H175ZM176 215V216H177ZM22 216V217H21ZM204 217L202 218V219H204ZM162 219V221H163V218H161ZM178 219V220H177ZM201 218L200 219H198V220H202ZM211 219V220H210ZM165 220V219H164ZM162 221H160L159 220V218H158V221L156 220V222H158L157 223V225L159 224V222H160V224H161V222ZM184 221V222H183ZM172 222V221H171ZM183 222V223H182ZM193 222V221H192ZM201 222V224H202V221H200ZM189 223V226L190 225H192V224H190V221L188 222ZM2 224V223H1ZM155 225H156V223H154ZM173 224H174V222H173ZM201 224L199 225V226H201ZM192 225V226H193ZM180 225H178V228H176V229H178L179 230V227ZM113 227H115V228H113ZM186 228V229H185ZM196 228H197V226H196ZM157 229V230H158ZM167 229V230H166ZM176 229L174 230V233H176L177 231H176ZM188 229V230H187ZM170 230H171V232H170ZM99 231V230H98ZM195 231V232H194ZM169 232V233H168ZM206 232V233H205ZM161 233V234H162ZM173 233V234H174ZM195 234V237H194V239H193V235ZM203 233V234H202ZM109 234H114L117 238H115V237H113V236H111V235H109ZM164 233H163V237H165L166 235H165ZM172 234V233H171ZM173 234H172V237H174L173 236ZM206 234V235H205ZM88 236V235H87ZM86 236V237H87ZM159 236H160V234H159ZM159 236H157V237H159ZM161 236V237H162ZM177 236V235H176ZM186 236L187 237H189V241H192V242H194V244L196 245H193L194 246V248H192V250L191 251H189V252H186V251H188L189 249H188V247L191 245V242H189V241H185V240H187L186 239ZM161 237H160V239H161ZM162 237V238H163ZM171 237V238H172ZM92 238V239H91ZM166 238V237H165ZM167 238H166V240H167ZM191 239H193V240H191ZM197 242V243H195V241ZM160 241V240H159ZM164 241V240H163ZM162 241V242H163ZM166 242V241H165ZM168 242H166V243H168ZM95 243V245H93ZM187 244L188 246H186L185 244ZM26 244H28V242L26 243ZM105 244V245H104ZM193 244V243H192ZM198 244H200V245H198ZM176 245V244H175ZM174 245V246H175ZM96 246V247H95ZM102 246H105V247H103L102 249H100ZM170 246V245H169ZM186 246V247H185ZM192 245L189 247V248H191V247H193ZM89 247H88V249H89ZM172 247V246H171ZM177 247V246H176ZM175 247V248H176ZM212 247H216V248H212ZM223 247V248H222ZM167 248V247H166ZM174 248V247H173ZM172 248V249H173ZM87 249V248H86ZM170 249V248H169ZM82 250H84V248H82ZM108 250H110V251H108ZM89 251H87V253L89 252ZM68 252H71V250H67V251H65L64 253H63V255L65 254H68ZM110 252H112V253H110ZM70 254V253H69ZM64 255V256H65ZM115 256V257H114ZM185 256V257H184ZM29 257H31V259H32V262H30V263H27V259L29 258ZM62 258H64V257H62ZM78 259H80V258H78ZM8 264H10V263H8ZM74 264V263H73Z\"/></svg>","mask_w":264,"mask_h":264},{"label":"water","instance_id":"water-1","mask_svg":"<svg viewBox=\"0 0 264 264\" xmlns=\"http://www.w3.org/2000/svg\"><path fill=\"white\" fill-rule=\"evenodd\" d=\"M255 5L256 0H248L244 11L230 32L213 82L210 85L204 86L202 81H196V95L203 106L202 123L200 125V138L203 142L202 150L212 164L222 198L220 200L221 203L212 208L211 218L221 232L234 234L241 240L244 246L245 264H264V216L261 214L253 195L238 180L219 147L215 129V111L224 82L232 66L236 36L252 14ZM101 228L102 226L99 225L91 232H88V234L86 233L82 244L84 254L82 259H78L74 264L79 263V261H89L88 259L92 257L90 251L92 250L93 252L94 247L92 249V247L87 245L88 237L89 235L93 236L99 233L96 235L98 238H101ZM109 235L117 238L114 234ZM103 247L105 246H102L100 249ZM87 251L89 252L87 253ZM108 255L105 252L98 255L99 260H97L96 264H107L109 261ZM125 258L124 255H120L115 261L120 263Z\"/></svg>","mask_w":264,"mask_h":264},{"label":"flooded vegetation","instance_id":"flooded-vegetation-1","mask_svg":"<svg viewBox=\"0 0 264 264\" xmlns=\"http://www.w3.org/2000/svg\"><path fill=\"white\" fill-rule=\"evenodd\" d=\"M231 1H232V3L229 2V10H228V12L232 13V14L236 13V15H240V13L245 8V6H244L245 0H231ZM254 20H256V19L254 18L250 22L245 23V25L239 31V33H238V35L236 37V40H235L236 48H241L242 47L243 42H244V37L246 36V34L249 33L248 32L249 31V27L251 25H253V22H255ZM218 47H216V45H215L214 46L215 50H217ZM30 67H31L32 72H36L37 71V68H33V67H37L36 62H32V65ZM208 76H209V72L207 71L206 77H208ZM35 83H37V82H35ZM14 87H17V90H14ZM24 87H25V84H23V85L22 84H16V83L14 84L13 80L10 81L9 79H7V80H5V81L0 83V90H1V96H2L1 98H5V97L10 98L11 99V105H12L13 97L17 96L18 104H20V101L22 100L23 96L25 95ZM36 93H39V92H36ZM247 118H248L247 115H242L241 118L238 119V120L228 121L230 123V125L226 129L225 135L223 134L224 136H226V145L225 146L229 147V148H232L235 143H237V144L239 143L241 145L240 151H241L242 154L243 153L244 154L247 153V156H250V155L255 156V155L258 154L261 157V149L256 147L257 144L252 146L250 150L247 149V151H246V149H245L246 143L248 141V139L246 138V135L244 133V130L246 128L245 121H247ZM218 122H219V120H218ZM252 122L254 123V121H252ZM216 126L218 127V123L216 124ZM222 150H223V147H222ZM223 154H224L228 164L232 168V171L236 175V177L238 179H240L241 181H243L244 183H246L248 179H262V180H264V167L260 168V166H258L257 168H254V167H250L249 168L248 167L246 170L245 169H240L239 167H237L232 162V160L228 156H226V154L224 153V150H223ZM252 173L254 175H252ZM214 178H215V182L214 181L213 182H214V185L217 188V180H216V177H214ZM260 185L262 186L261 182H260ZM263 187L264 186L260 187V191H261V189ZM200 189H203V188L200 186Z\"/></svg>","mask_w":264,"mask_h":264}]
</instances>
